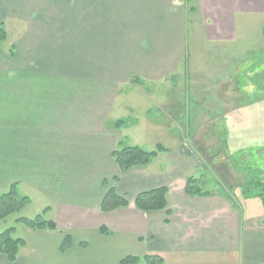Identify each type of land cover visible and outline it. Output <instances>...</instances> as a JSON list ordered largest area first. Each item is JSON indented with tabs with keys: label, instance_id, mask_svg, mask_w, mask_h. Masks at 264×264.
<instances>
[{
	"label": "crops",
	"instance_id": "crops-1",
	"mask_svg": "<svg viewBox=\"0 0 264 264\" xmlns=\"http://www.w3.org/2000/svg\"><path fill=\"white\" fill-rule=\"evenodd\" d=\"M0 19L8 32L4 45L10 41L0 50V191L14 183L37 188L52 203L49 212L54 203L61 213L57 230L28 227L26 245L15 262L6 258L8 264H120L128 255H158L164 264H264L259 199L239 203L227 183L216 182L212 194H188L187 177L204 162L182 136L178 147L163 152L165 167H151L158 155L147 166L120 173L113 151L121 140L139 142L129 131L134 123L119 115L112 122L106 118L122 87L142 92L147 83L165 80L200 45L207 53H215L213 46L238 54L228 65L250 53L261 56L263 0H0ZM251 39L258 43L248 45ZM39 75L48 81L38 82ZM51 75L70 83L60 92ZM235 75L228 72L224 93L248 86L241 78L235 82ZM107 88H114L110 100ZM181 99L165 100V115L167 106L176 114L172 104ZM241 99L238 104H247ZM234 112L222 121L234 123ZM150 113L145 111L155 122ZM120 120L127 123L117 127ZM105 180L128 199L127 207L101 210ZM162 186L168 188L166 209L135 206L139 193ZM66 234L72 244L62 250Z\"/></svg>",
	"mask_w": 264,
	"mask_h": 264
},
{
	"label": "rangeland",
	"instance_id": "rangeland-1",
	"mask_svg": "<svg viewBox=\"0 0 264 264\" xmlns=\"http://www.w3.org/2000/svg\"><path fill=\"white\" fill-rule=\"evenodd\" d=\"M9 34H11L10 31ZM258 37L257 35L256 38ZM9 43L10 41H7L5 45L3 43L2 48L5 46L6 49ZM256 43H258V39L248 41V45ZM201 46H199L198 53H192V51L188 53V62L185 61L186 63L183 67L181 66L179 72L168 75L165 80L160 82L147 83L141 87L142 92H139V90L130 92L129 87L124 86L120 89L114 101V88H111V91L108 88L103 89L111 92L109 100L113 97L110 107L106 108L109 109L106 118L109 120L108 122H112L119 115L127 118L130 124L134 123L129 131L135 135V139L139 142L138 145L147 150L156 149L158 143L174 149L179 146L180 137L182 136V138H185V143L191 144L198 150L201 161L204 162L203 164L199 162L200 167L196 175L207 180L209 189L218 190L219 188L214 186V182L224 186L223 183H238L243 178V175L228 163L227 154L229 152L222 141V136L225 133L222 129V119L226 117L230 110L238 109V112H234L232 115V120L234 119L235 122L228 121L231 128H228L229 142L236 144L239 140L264 138V53L262 52L261 56L256 58V54L253 56L254 53H252L253 57L251 58L250 53L249 59L239 64H237V58H232L228 65L230 56H238V54L222 53V49L219 52L213 46H211V50L215 53H207V50ZM103 64L105 65V58ZM184 67L187 69L186 72ZM230 70L237 71V75L233 76L236 78L235 82H238L237 78H241L242 83H247L248 86L240 91L224 93L222 85L227 80ZM240 70L241 72L238 73ZM103 75L106 76L105 73ZM47 81V77L39 75L38 82ZM50 81L54 82L56 87H60V92L63 91L64 84L70 83L68 79L64 81L55 75H51ZM70 92H74V89L72 88ZM179 97H182L180 104H172V108H176L177 113L169 111L170 108L168 109L167 106L165 115L163 109H165L166 101ZM240 98L243 99H241L243 103L246 102L247 104H238ZM256 98L259 100L254 102ZM170 103L174 102L171 101ZM179 105L184 106V110L180 111L181 113L185 111L184 115L178 113ZM148 109L151 111V120L152 117L154 120L157 118L155 122H150L146 116L147 114L145 115V111ZM75 110V106H72L71 113L73 114ZM219 110H221L220 113ZM105 111L102 113L103 116L106 114ZM114 112H116V115H114ZM228 123H225L227 127ZM191 130H193V133L189 134ZM166 153H160V158L157 161L154 160L151 167H165L168 158ZM209 163L214 164L215 167ZM205 166L207 169L204 168ZM220 174L223 177L221 179L216 177V175L220 177ZM19 192L28 195L32 202L22 211L0 220V232L15 227V236L26 238L29 228L26 224L18 222L19 217L34 218L38 214H42L48 220L59 221L61 213L58 211V206L53 203L52 211L49 212L48 206L52 203L49 202L50 200L42 191L34 187L21 185ZM2 193L0 191V195ZM88 220L92 224L91 220L95 222L96 218L90 217ZM60 222L69 224L70 221L61 216ZM79 230L80 228L76 229V231ZM7 262L6 257L3 256L0 264H8Z\"/></svg>",
	"mask_w": 264,
	"mask_h": 264
},
{
	"label": "trees",
	"instance_id": "trees-1",
	"mask_svg": "<svg viewBox=\"0 0 264 264\" xmlns=\"http://www.w3.org/2000/svg\"><path fill=\"white\" fill-rule=\"evenodd\" d=\"M7 37V29L0 19V50ZM132 81L143 83L138 78H134ZM125 123H127L125 120H120L116 123V126L120 127ZM222 129L225 131L222 141L229 152L227 154L228 163L243 175L240 182L227 183L228 189L239 203L240 201L259 199L262 202L264 211V138L251 141L239 140L234 144L228 140V127L225 122H222ZM192 133L193 130L189 132V134ZM230 147L234 153L230 152ZM168 151L169 149L162 143H158L154 150H147L139 145H128L124 140H121L113 151V158L120 169V173H125L134 167L149 165L160 153ZM216 177L221 179L222 175L220 174V177L216 175ZM119 180L120 175L115 176L112 181L116 183ZM104 184L107 191L100 205L102 211L109 212L129 205L128 199L120 195L113 184H110L108 180H105ZM208 184L207 180L202 177L191 175L187 177L185 190L190 195H209L212 194V191L208 188ZM167 194L168 188L166 186L143 191L136 196L135 206L146 212L166 209L168 206ZM31 202L32 200L28 195L19 192L17 183L12 184L7 191L0 195V220L22 211ZM18 222H22L29 228L36 230L58 229V225L54 220H48L42 214H38L34 218L19 217ZM101 230L105 231L106 229L102 227ZM15 231V227H10L0 232V258L5 256L11 263L17 260L21 247L27 243L25 238L16 237ZM71 244L72 238L70 234H66L62 243V250L68 249ZM142 261L145 264H164L163 258L158 255H146L144 257L128 255L120 261V264H139Z\"/></svg>",
	"mask_w": 264,
	"mask_h": 264
}]
</instances>
